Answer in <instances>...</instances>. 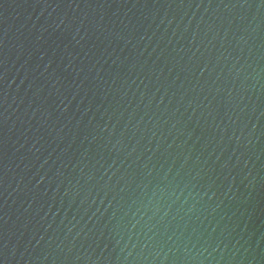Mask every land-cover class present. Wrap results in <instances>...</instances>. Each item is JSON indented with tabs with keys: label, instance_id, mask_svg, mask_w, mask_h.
Returning a JSON list of instances; mask_svg holds the SVG:
<instances>
[{
	"label": "water",
	"instance_id": "water-1",
	"mask_svg": "<svg viewBox=\"0 0 264 264\" xmlns=\"http://www.w3.org/2000/svg\"><path fill=\"white\" fill-rule=\"evenodd\" d=\"M0 264H264V0H0Z\"/></svg>",
	"mask_w": 264,
	"mask_h": 264
}]
</instances>
